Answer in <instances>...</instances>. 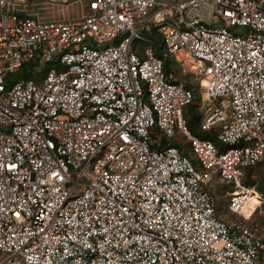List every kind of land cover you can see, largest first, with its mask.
I'll return each mask as SVG.
<instances>
[{
	"label": "built area",
	"instance_id": "built-area-1",
	"mask_svg": "<svg viewBox=\"0 0 264 264\" xmlns=\"http://www.w3.org/2000/svg\"><path fill=\"white\" fill-rule=\"evenodd\" d=\"M263 161L264 0H0V264H262Z\"/></svg>",
	"mask_w": 264,
	"mask_h": 264
},
{
	"label": "rangeland",
	"instance_id": "rangeland-1",
	"mask_svg": "<svg viewBox=\"0 0 264 264\" xmlns=\"http://www.w3.org/2000/svg\"><path fill=\"white\" fill-rule=\"evenodd\" d=\"M237 30V29H236ZM155 34H154V33ZM148 31L145 32V34L147 35V37L151 38L152 40H154L158 46H162V44L160 43V34H158L155 31ZM153 34V35H152ZM163 47V46H162ZM164 51V48H163ZM165 54V51H164ZM174 69V67L172 68V70ZM175 76L178 79H183V80H187V81H192V78L190 75L185 74L183 72L182 69H177L175 68V71L173 70ZM197 88V87H195ZM196 96H197V101L201 100V96H202V92L199 90V88L196 89ZM191 113L190 109L185 108V114L186 116H188ZM246 181L248 183H250V185H253L256 187V189L263 195L264 197V161L259 164L258 166L254 167L252 170L249 171L247 177H246ZM230 185L225 183V187L228 188ZM218 200L220 202V207L222 209H224V205L225 204V199L224 197L221 195V193H219L218 195ZM262 211L256 213L250 220H247L246 223L247 224H257L259 232L261 233V235L264 237V204L262 205ZM223 213H226L225 211H223ZM262 264H264V254H263V259H262Z\"/></svg>",
	"mask_w": 264,
	"mask_h": 264
},
{
	"label": "trees",
	"instance_id": "trees-1",
	"mask_svg": "<svg viewBox=\"0 0 264 264\" xmlns=\"http://www.w3.org/2000/svg\"><path fill=\"white\" fill-rule=\"evenodd\" d=\"M155 51H156V54L159 57L163 58V60H164V69H165L166 73L167 74L173 73V70H172L173 61L170 60L168 57L165 56L164 51H163V47L162 46H158V44L156 43V45H155ZM20 76H25L26 78H29V77H32L33 74L27 72L26 70H23L22 73L20 74ZM186 86L188 88H191L193 90V92L195 94V98L197 100L196 89L198 87L195 86V85H193V84H191V83H187ZM195 87H197V88H195ZM188 109H190V111H191V113L188 116H186L188 126L190 127L191 131L194 134L200 135V132H199V129H198V124H199V121H200V114L198 112V109L196 108V105H191L190 107H188ZM252 169L253 168H251L250 170H252ZM248 173H247V175H248ZM246 184H250V183H248L246 181Z\"/></svg>",
	"mask_w": 264,
	"mask_h": 264
},
{
	"label": "bare ground",
	"instance_id": "bare-ground-1",
	"mask_svg": "<svg viewBox=\"0 0 264 264\" xmlns=\"http://www.w3.org/2000/svg\"><path fill=\"white\" fill-rule=\"evenodd\" d=\"M257 205H258V199H256L255 197L250 201L249 205L244 210V213L247 215V217H250L253 214L254 209Z\"/></svg>",
	"mask_w": 264,
	"mask_h": 264
}]
</instances>
